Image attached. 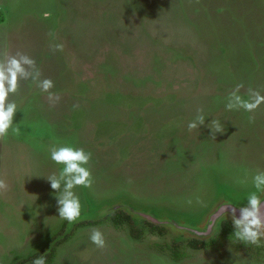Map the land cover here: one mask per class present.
<instances>
[{"label":"rangeland","instance_id":"obj_1","mask_svg":"<svg viewBox=\"0 0 264 264\" xmlns=\"http://www.w3.org/2000/svg\"><path fill=\"white\" fill-rule=\"evenodd\" d=\"M18 52L60 99L32 79L9 96L20 135L10 129L0 139V178L9 185L0 195V264L33 257L65 229L47 180L63 168L52 147L92 153V187L74 189L81 213L88 202L92 211L125 202L197 224L221 200L245 205L257 191L264 104L254 114L225 104L240 83L245 99L249 88L264 95V0H0V59ZM198 109L205 124L189 131ZM213 119L223 128L215 136ZM128 215L141 237L110 219L82 222L46 264H264V243L219 237L193 249L196 238L151 231ZM94 228L106 238L103 249L89 239ZM175 241L185 258L171 257Z\"/></svg>","mask_w":264,"mask_h":264},{"label":"clouds","instance_id":"obj_2","mask_svg":"<svg viewBox=\"0 0 264 264\" xmlns=\"http://www.w3.org/2000/svg\"><path fill=\"white\" fill-rule=\"evenodd\" d=\"M43 16L49 18L51 12H45ZM55 49L63 50V45L57 44ZM40 75L35 61L26 54L20 52L16 55L5 54L0 59V139L6 137L10 129L14 135H20V127H13L18 106L15 101L9 99V96L18 92L21 80L32 79L44 92H49L50 100L60 99L59 96L50 92V89L54 87V82L47 78L41 80ZM243 87L242 83L235 86L228 95L225 108L229 111L243 109L245 112L254 114L261 104H264V95H261L258 90L249 88L247 99H245L240 94ZM249 121L254 123L255 115L249 116ZM204 124L203 109H198L195 119L188 122L187 128L192 131ZM208 127L213 136L223 131L220 121L216 119H213ZM49 152L53 162L63 165L58 174L47 176L51 188L57 193L59 217L69 223H74L79 219L82 209L79 196L74 189L81 186L91 188L93 184L91 169L87 167L92 153L83 147L72 145L52 147ZM252 180L257 191L249 193L247 203L239 208L232 205H226V207L231 208L235 238L245 245L259 247L264 243V198L257 193L264 194V172H257ZM8 188L7 181L0 178V195H4ZM89 239L99 249L107 246L106 238L98 228L92 229ZM32 264H46V257L38 256Z\"/></svg>","mask_w":264,"mask_h":264},{"label":"water","instance_id":"obj_3","mask_svg":"<svg viewBox=\"0 0 264 264\" xmlns=\"http://www.w3.org/2000/svg\"><path fill=\"white\" fill-rule=\"evenodd\" d=\"M264 198V194H260ZM91 203H87V210L81 213L79 219L74 223H66L65 229L62 233L58 234L52 241L49 242L42 255L46 256L55 247V245L63 240L67 235H70L75 226L86 221H100L106 218L109 214L116 211L123 210L130 214L134 218H144L147 221L168 228L173 233L178 235L192 236L196 239L207 241L210 240L215 234L221 230L223 220H232L230 211L231 208H227L226 205H232L239 208L243 205L236 204L229 199L221 200L200 223H192L187 219L182 218L180 220L173 219L171 217H158L152 210L134 208L125 202H119L114 205H108L102 207L97 211H92L90 207Z\"/></svg>","mask_w":264,"mask_h":264},{"label":"trees","instance_id":"obj_4","mask_svg":"<svg viewBox=\"0 0 264 264\" xmlns=\"http://www.w3.org/2000/svg\"><path fill=\"white\" fill-rule=\"evenodd\" d=\"M104 219H110L112 221V224L115 227H121V226H124L125 224H128L129 227H130V232H131V234L134 237H137V238L141 237V235L143 233V228L140 227L139 225H137L125 211H122V210L121 211H116V212H114L112 214H109ZM94 222L95 221H86V222H83L82 224L94 223ZM82 224H80L79 226H81ZM147 225H148V227L150 228L151 231L159 232V233H163L165 231V228L160 227L158 225H155L153 223L148 222ZM64 227H65V224L62 226V230L64 229ZM233 233H234V227H233L232 221L231 220H226V221H224L222 223L221 231L219 232V234L216 237L211 238L210 240H207V241H203V240H199V239H193V240H190L188 242V245L190 247H192L193 249H199V248H203V247H207V246L212 245L213 243L216 242L217 238H219V237L230 239V240H234L235 236L233 235ZM69 236H67L65 239L59 241L55 245V247L53 248L51 253H49L48 255L45 256L46 257V262H48V261L51 262V260H53V257H54V254H55L57 246H59ZM54 237H52L50 239V241H52L54 239ZM182 247H183L182 244L179 243L178 241H175L172 245H167V248L169 249V251L171 253V257H173V259H175V260H180V259H183V258H185L187 256V254H188L187 250L182 249ZM161 248H163V247H161ZM163 249H164V251L166 250L165 247ZM43 250L37 252L33 257H31V258H29L27 260H24V261H22V260L19 261L18 260V261H16L13 264H32V261L35 258H37L43 252Z\"/></svg>","mask_w":264,"mask_h":264},{"label":"flooded vegetation","instance_id":"obj_5","mask_svg":"<svg viewBox=\"0 0 264 264\" xmlns=\"http://www.w3.org/2000/svg\"><path fill=\"white\" fill-rule=\"evenodd\" d=\"M66 223H67V222H66ZM66 223H65V226H66ZM64 228H65V227H64ZM43 251H44V250H43ZM42 253H43V252H42ZM42 253H41L40 255H42ZM40 255H39V256H40Z\"/></svg>","mask_w":264,"mask_h":264}]
</instances>
